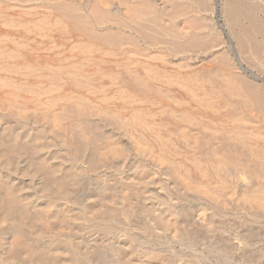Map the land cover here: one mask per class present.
<instances>
[{
    "label": "rangeland",
    "instance_id": "374dc122",
    "mask_svg": "<svg viewBox=\"0 0 264 264\" xmlns=\"http://www.w3.org/2000/svg\"><path fill=\"white\" fill-rule=\"evenodd\" d=\"M214 2H215V4H217L219 6H221V4H222V2L220 0H214ZM246 3L249 5H247ZM240 4L242 5L241 10L244 9L243 12H245V13H243L241 11L242 16L240 17V19H239L240 21H238V24L236 25V27H234L235 25L233 23L232 24L234 26L231 23H229V24H231L232 27L229 24H226L225 20L221 17V13L219 11L220 8L218 6H217L218 8H217L216 12L213 13L214 15L213 14L211 15V17H213L214 20L218 21L217 19H219L218 23L222 27H224L223 29L225 31H224V34H222V39L224 41L226 40L225 42L227 43L226 48H225L226 53H224V57H227V58H225V59H227V61L225 59H223V61L224 60L226 61L227 67L224 66V68L221 70V73L218 72L219 74L215 70H212L214 72V75L216 73L218 74V76L220 75V77H218V76L214 77V75L208 76L207 73L202 74L200 71L197 72V70H198L197 65L194 67V65L192 63L187 64L188 61H185L183 59H181L182 61H180V62H179V59L176 60V62H175V60H173L174 61L173 62L170 59H167L168 60L167 61L164 58L163 60H166L164 62V61H162V59L157 60L158 57L160 58V56H158V55H156L157 57L153 58L155 56L154 54L148 56L147 54H143V53L137 54L136 53L135 54L137 56L136 57L134 55V53L132 56V53L131 54L129 53V55H128V53H124L125 54L124 55L123 52L120 53L117 51H108V50H106V51H108V52H106L105 50H103V51L98 50V52H96L97 54L94 53L91 55H89V54L84 55L85 52L83 50H81V48L82 49L84 48V46H83L84 40L82 39V37H80L76 34L73 35L74 33L71 34L72 32L67 31V30H66L67 31V33H66L63 30L66 33L65 34L59 27H55L56 29L53 28L54 30L51 31V27L48 30L46 26L44 28L42 27V29H41V26H38L39 22H37V21H39V19L48 21L49 14H47V13L49 11L47 8H46L47 9L46 10L45 8H42L41 6L38 7L37 4H29L27 6L25 5V7H23L24 6L23 4H18V6H15L17 4H14V6H12V4H11V7H9L10 5H7V7L6 6L4 7V5H2V3H0V125H3V127H8L7 123L10 122L9 127H11L10 125H12V126L15 124L16 125H20V124L22 125L24 123L23 124L24 126L23 125L22 126L29 129L30 127H33V125L31 124L32 121L34 123H37L39 121L40 123H37V125L39 126V128H41L42 126H40V125H45L44 123L47 122L45 117H47V119L49 120L48 124L50 123L49 125H51V122L53 121L52 120L53 118H51L52 115H53V117L55 116L54 119L56 120L57 117L59 118V112H60V115L62 112V116H63V114H65L66 112H67L66 115H68L70 113L79 114L80 111L84 110L85 112H83V113L80 112L81 116H84L83 114H86L88 117H91V118H89V120L91 119L90 122H94V125H96V128L98 129L97 130L98 132L100 130L103 131L105 129L104 130L105 132L103 131V133H100L101 137L103 136L101 141H103V142L106 141L105 144L106 143H109V144L115 143V145H116V142L118 141L117 140L118 138L117 137H116L117 139L115 138L116 134H117L116 136H118V134H119V136H121V135L124 136L125 133H126L125 136L128 135L127 137L121 136L122 141L119 140L120 143L124 141L123 143L127 144V146H129L128 147L129 154H128V152L123 153L126 155L127 161L134 160L135 158L139 159L141 156L142 159L141 158L140 159L142 161L144 160V161H146L145 163L147 165L149 164V166L150 165L153 166V169L151 172V177L153 175V177L160 178V175H161L160 173L162 170L163 171L168 170V171L172 172V175H174V172H175L176 174L174 175V177L176 175L179 176L178 180H175V178L177 179V176L174 178V180L177 181L178 185L180 183L181 188H178V190H179L178 192H180V190L182 189L181 190L182 192L184 190L183 194H182V192H180L181 193L180 194L177 191H174L175 190L174 187H172L170 185H166V186L162 185V187L158 185L157 187H154L155 185L151 184L150 187L152 188V190H155V195L157 194V196L152 198L154 200L149 199L150 201H148V203L151 202L149 205L150 206L153 205L156 207L152 208V210H150V212H145V215L144 214L143 215L142 214L136 215V216H140V217L143 216L142 218H144V216L148 217L147 218L148 220L145 218V221H143L144 219L143 220H142V218L138 219V217L135 216L136 218L134 217V219H135V221H134L133 215H132L130 217V220H131L130 224L132 223V225L129 226V229L123 228V230L122 229L120 230V228H116L117 225H114L112 227L108 226L110 230H108V227H103V226H100V228H99L100 230L99 229L97 230L99 232V233H97L99 236H100V234L102 236L106 232V231H103V229L107 230V234L110 233L109 235L106 234L108 237L105 236V234H104L105 240L109 239L110 241H113L115 243H117V241H118L119 244L124 242L123 239H125V241L128 240V241H126L128 243V244L126 243L127 246L125 245V243H122V244H123L124 248H127V247H129V244H132L131 246H134L135 249L137 248L136 250L140 251V253H139V251H137L140 255V257L137 256L140 261L135 260V261L139 262L140 264H141V262L143 263V261H144V263L148 261L146 264H264V202L261 203V201H263L262 199H264V198H262V195L264 194V190H263L264 181H262L264 179V177H263L264 172L262 173L261 169L263 168V171H264V167H263L262 162H261L262 165L260 164V161H262L264 158V156H263L264 151L260 150V149H264V142H263L264 141V138H263L264 137V133H263L264 132V129H263L264 128V126H263L264 125V118L262 119V115L264 116V111H263L264 105L262 106V104H264V102L262 100V103L261 102L259 103V101H261L260 100L261 98L264 99L263 98L264 97V63H263L264 62V52L262 53L260 50V49H262L261 47L264 46V45H262V44H264V40H263L264 36H261V35L256 36L254 46L257 48L260 47L257 49V51L254 49V47H251L252 45L250 46L256 52L252 49H249L250 48L249 46L247 48H243L241 50L240 47H242V46L238 45V44H240V42H239L240 40L236 39L238 37L240 39V36H241L240 34H242V33H243V35L245 34V32H247V34L249 33V25L247 23L251 22V25H252V24H254L253 22H255V21L257 22V23L255 22L256 24H258V21H261V20H263V22H264V0H240ZM250 4H251V6H250ZM36 5H37V7H36ZM249 8H252V9H249ZM41 9L43 11L44 10L45 11L43 12ZM37 13H38V15H37ZM4 15H7V16L3 17ZM45 15H46V17H44ZM204 15L207 16V13ZM244 16H246L247 18L249 17V18L247 19ZM2 17H3V20H2ZM51 17L52 16H50V18ZM251 17L253 18V20ZM42 18H44V19H42ZM6 19H7V21H6ZM249 19H251V20H249ZM25 22H27V23H25ZM33 22H35V24H37V26H35V24ZM239 22H240V24L242 23L243 26H240ZM259 23H262V21ZM251 25H250V28H251ZM228 26L230 28H227ZM238 27H239V29L240 28H246L247 30L246 29L239 30ZM57 28L59 29V31L57 30ZM232 28H234V29L237 28V29H236V31H234V30H232ZM35 30L36 31L38 30L39 33L36 32ZM244 30H246V31H244ZM60 31L63 33V35ZM237 31H239V32H237ZM206 32L208 35L209 34L212 35V31L210 28L206 29ZM235 32L239 33V34H235V36H234L233 33H235ZM231 33L233 34L234 38L236 37L235 41H237V43H238L237 44L234 41L233 47L236 46V44H237L239 46V47L238 46L237 47L241 50V52H238L240 50H237L238 48L236 47L237 48L236 49L234 47L237 50V52H236L237 54H234V51L231 48L230 43L228 42L227 34H231ZM250 33H249L250 35H253L252 31H250ZM68 34L70 37L68 36ZM71 36H73V37H71ZM244 36H247V35L245 34ZM76 38H78V39H76ZM249 38L250 37L248 35L247 39H249ZM257 40L259 41L258 43H261V45L257 46L258 45L256 43ZM82 42H83V45H82ZM78 43H80V46ZM76 44H78V45H76ZM214 44H215V42H214ZM74 45H76V46H74ZM209 46H210V44H209ZM78 47H80V48H78ZM212 48L216 49L218 47H216V45H215V47L212 46ZM77 49H79V51H77ZM75 50H76V52H74ZM214 50H213V52H214ZM243 50L246 52V54H245V52L243 54ZM259 50H260V52H258ZM249 51H251V52H249ZM252 51H254V52H252ZM262 51H264V50L262 49ZM99 52H102V53H99ZM104 52H106V53H104ZM109 52H110V55L112 54L111 56H109ZM80 53H82V54H80ZM101 54L102 55L105 54V55L99 56ZM120 54H122V56ZM139 54L145 55L146 59H145V57H143V55L141 56ZM138 56H141L142 58H140ZM89 57L92 59L89 60ZM148 57L149 58L152 57L151 59L152 60L155 59L156 61L154 60L152 62L151 59L149 61ZM260 57H262V58H260ZM93 58H94V60H93ZM124 58H126L128 60L125 61L126 59L124 60ZM161 58H163V57H161ZM96 59L98 60V63H97ZM95 60H96L97 64L95 63ZM78 61H79V63H78ZM87 62L88 63L90 62L89 63L90 65L92 62L94 64L92 63L93 65L91 67ZM103 62H104V64H103ZM134 62H136V63H134ZM185 62H187V63H185ZM73 63L74 64L77 63V64H75V67H73L74 66ZM81 63H82V65H81ZM101 63H102V66H101ZM107 63H108V66H107ZM131 63L132 64L134 63V65H132ZM78 64L80 65V67L78 66ZM84 64L87 65L86 66L87 68L85 67ZM98 64H99V67L97 66ZM136 64H137V66H136ZM141 64H143V65H141ZM229 64H230V67H232L233 69L229 67ZM76 66L78 68H80L79 69L80 71L78 70V68ZM81 66L83 67V69H81ZM141 66H143V68H141ZM84 67H85V69H84ZM127 67H128V69H127ZM129 67H130V69H129ZM133 67H135V69ZM137 67H138V69H136ZM153 67H155V68L153 69ZM100 68H102L104 70H100ZM228 68L231 69V72L229 71L230 69L228 70ZM95 69H98L99 71H101V74L99 71H98V74L96 72L94 73ZM132 69H133V71H132ZM143 69H146L147 71H149L148 74H147V71L143 70ZM242 69L244 72H242ZM84 70H85V72H84ZM140 70L144 72L143 75L141 74ZM226 70H228V71H226ZM89 71H91V72H89ZM212 71L210 72L209 75H211V73L213 74ZM137 72H138V74H136ZM196 72L200 73V75H199L200 77L198 76L199 79L203 78V77H205V78L202 79V81H200L201 79L200 80H198V78L196 79V76L198 74L194 75L195 77L193 76V74ZM229 72L231 74L233 73V75L236 76V79L233 78L234 77L233 75H231V74L229 75ZM61 73H63L62 76H61ZM80 73H82L83 75H85V73H88V74H86V76H88L89 79H86L87 77L84 76V77H86L85 80H87V81H85L83 75ZM134 73L141 77L140 78V77L135 75L136 77L140 78V80H143L142 81V82H144L143 85L146 82V84H145L146 86L149 83V81H151L150 78H152V75L154 74L153 78H152V80H154V81H152L153 83L151 82L148 84V85H152V86H149V88L148 87L145 88V86H144L145 89L148 88L147 92L150 90V87H152L151 90L149 91L150 93H146L145 90H142L143 87L141 88L140 86H143V85H140V86L136 85V84H135L136 86L134 84L131 85V83H133V81L135 80V78L132 80ZM75 74L81 75L83 79L78 75H77L78 78L74 77V76H76ZM222 74H223V76L221 77ZM64 75H66V76H64ZM131 75H132V77H131ZM70 76H71V78H70ZM100 76H101V78H100ZM142 76L143 77L145 76L144 79ZM154 76L156 77L155 78L156 80L154 79ZM176 76L177 77L182 76V78H179V80H177L178 78ZM183 76H185V77H183ZM186 76H187V80H188V81L186 80V82H188V83L184 84L182 82H185L184 78H186ZM227 76H229V78ZM122 77H123V80L125 77H127V78H125L124 82H126L128 85L126 83L122 82L123 81ZM174 77H175V79H174ZM192 77H194V79ZM224 77L226 79L228 78L227 81L225 79V81L230 84V85H228V87L224 86V85H223L224 87H222L219 85L218 82H216L219 80L217 78H220V79L222 78L223 79L222 81H224ZM74 78H76L75 81H74ZM93 78L96 79L97 85L95 83V79H93ZM210 78H216L217 80L216 79L213 80ZM70 79H71V81H70ZM90 79L92 82H94V85L92 84L94 87L90 86L92 83L91 81H89ZM128 79H129V81H131L130 84H129ZM172 79H174V80L172 81ZM189 79H190L192 85L189 82ZM205 79H207V80H205ZM237 79H239V81H240V83H239V81L237 82L239 84H236ZM261 79H263V80H261ZM47 80H49L50 82ZM78 80L79 81L81 80V81L79 82ZM83 80L85 82L89 81V83H86V85H85ZM120 80H122L121 81L122 83L120 82ZM144 80H147V81H144ZM192 80H194V81L192 82ZM208 80H210V84H209V82L208 83L206 82ZM211 80H213V81L211 82ZM69 81L72 82L71 85L69 84L70 83ZM195 81H196V83H195ZM214 81L216 82V84H214ZM176 82L182 83L183 85H185V87L187 86L186 89H188V87L190 86L189 90L184 89L185 87H183L182 84L176 83ZM51 83L53 85H51ZM65 83L66 84L68 83V84L66 85ZM77 83H79V84L75 85ZM211 83L213 84V87H212ZM3 84H5L4 85L5 88L3 87ZM88 84H90V85H88ZM233 84H235V85H233ZM129 85H130V87H129ZM194 85H196L198 88H195ZM231 85H233V86L231 87ZM88 86H89V88H88ZM125 86H128L129 88H127ZM133 86H135L136 89L131 91L130 88L133 89ZM138 86L140 88L139 89L140 93L138 92L139 91ZM217 86H219V87H217ZM221 87H222V89H221ZM154 88L157 92L152 93L155 91ZM191 88H193V89H191ZM236 88H238L237 89L238 91L236 90L235 92L236 93L238 92V94L240 96H238V94H236V93L234 94V91H230V90H234ZM195 89H198V90H196V92L197 91H199V92L196 93L194 91ZM226 90H229V92L231 94L228 93ZM246 90H248L249 93L252 90H253V92L255 91L256 93H259V95L257 94L258 96H256V98H260V99H256V100H258V101H256L255 98H252V97H255V96H252V94L256 95L255 92L254 93L251 92V94H248V91H246ZM141 91L143 93H145L146 95L144 94L142 96L143 93H141ZM203 91H204V93H203ZM207 91L209 94L207 93ZM211 91H213V92L211 93ZM216 91H218V92H216ZM243 91H245V93ZM3 92L5 95L3 94ZM191 92H194V93H191ZM214 92H215V94H213ZM219 92L221 93V95ZM63 93H65V94H63ZM68 93L71 97L72 96L73 97L71 98L68 95ZM217 93H219V94H217ZM232 93H233V95H232ZM240 93L243 94V97H242V94H240ZM147 94H149V95H147ZM14 95H15V97H14ZM203 95L204 96L206 95V96L204 97ZM208 95L210 97L213 96V98H210V97L208 98ZM226 95L228 98L226 97ZM230 95H232V96H230ZM236 95H237V98H234V97H236ZM247 95L251 96V101ZM10 96L13 98H11ZM203 97L206 99H203ZM238 97H241V98H238ZM229 98H231V99H229ZM246 98L249 100H247ZM199 99H200V101H199ZM209 99H211V100H209ZM252 99H254L256 102L255 101L252 102ZM237 100H238L239 104L237 103ZM209 101H210V103H209ZM225 101H227V102H225ZM241 101L242 102L247 101L246 102L247 104L245 102H243L244 106L245 105L249 106L250 105L248 103V101H249V102H251V105H254V107L252 106L253 107L252 110L250 109L248 111L247 107H245L246 108L245 109L244 106L243 107L241 106V104H242ZM27 102L30 104H27ZM204 102L206 104L207 103L211 104V102H214L211 105L216 106V108H214V107L211 108L212 106L209 104L207 106H210V108L205 107L206 104L203 105ZM257 102L259 105L261 104V107H263V109L260 108L262 110H259V109L256 110L258 107H260V106H258ZM215 103H217L218 105H216ZM70 104H71L72 108L69 107ZM64 106H66V107H64ZM256 106H258V107L255 108ZM74 107H75V109H74ZM240 107H242V108H240ZM66 108H69V109H67L68 111H64ZM70 108L72 110L74 109V111L70 112L71 111ZM61 109H62V111H60ZM210 109H212V110H210ZM23 110L24 111L26 110L27 112L26 111L24 112ZM45 110H47V111H45ZM254 110L257 111V115H259V116L261 114L262 115L260 117H258V116L255 117L256 115H254V114L256 112ZM21 111H22V113H21ZM87 111H89L91 113L88 112L89 113L88 114ZM260 111H263V113H261ZM16 112H18V113H16ZM252 112H254V113L252 114ZM8 113H9V115H8ZM24 113H26V114H24ZM28 113H29V115H28ZM35 113H38L39 115L35 114ZM258 113H260V114H258ZM16 114H18V116ZM21 114L23 115V117ZM41 116H43V118ZM18 117H20V118H18ZM35 118L36 119L39 118V119L36 120ZM258 118H259V120H258ZM17 119H19V121ZM98 119L99 120L102 119L101 122ZM95 120L99 121L100 125L97 121L95 122ZM131 120H133V121H131ZM6 121H7V123H6ZM11 122H13V124ZM20 122H22V123H20ZM132 122H133V125L135 123L134 126L132 125L133 127L131 125H129ZM249 122H250V124H249ZM17 123H20V124H17ZM109 123H110V125H109ZM106 124L108 126H106ZM111 125H114L115 127L111 126ZM28 126H30V127H28ZM135 126H136V128H135ZM241 126L244 128L246 127V129L248 130V133L250 131L251 133L254 132L255 134L250 133L251 134L250 135L247 133V130H245V132L244 131L242 132L241 130H244V128H241ZM238 128H241V129L238 130ZM252 129H254L255 131ZM262 129H263V131H261ZM116 130H117V132H116ZM221 130L224 132V134H222L223 132ZM234 130H236V131L238 130L241 133L240 132L235 133ZM112 131L116 132V133L113 132L115 135H113ZM119 131H121V132H119ZM227 131H229V132H227ZM109 132L112 133V135H113L112 138H111L112 135ZM256 132H257V134H256ZM238 133H240V135L242 137H244V136L245 137L242 138L240 135H238ZM245 133H247V134H245ZM260 133H263V134H260ZM104 134H105V136H106V134L107 135L109 134L110 136L108 135L105 137ZM236 134H237V136H236ZM261 135H263V136H261ZM235 136L237 138L241 137L243 139V143H242L241 138L238 140H237V138L236 139L233 138ZM248 136L251 139L247 138ZM252 136H253V138H252ZM101 137H100V139H101ZM230 137H232L233 139ZM53 138H54V140H53ZM226 139H228V140H226ZM57 140L55 139V136L54 137L53 136L48 137V142L49 143L52 142V145H50L51 150L54 147L53 151H55L54 149H56V151L58 150L57 145H58L59 140H58V142H57ZM256 140H257V142L259 140V142L258 143L255 142ZM114 141H116V142H114ZM135 141L139 142V144L142 143V145H140L141 146L140 148L142 151L139 150L140 149V148H138L139 144H135L136 143ZM253 141L257 144L254 145L255 143ZM252 142L254 143L253 145L256 146V149L258 148L257 147L258 144H259L258 146L260 147L257 149L259 152L257 151L258 155H256V156H254L256 154V150L254 151L255 152L254 155L250 151V150L253 151L255 149L254 146L251 145ZM247 143L249 146H247ZM232 145H234V147ZM250 145L252 146V149H249V148H251ZM246 146L249 148H247ZM133 148H135V149H133ZM246 149L248 150V154L246 153L247 152ZM135 150H136V153H135ZM148 150L151 151V153H149ZM152 151L154 154L152 153ZM230 151H232V152H230ZM241 151H243V152H241ZM249 151L251 154L249 153ZM57 152H59V151H57ZM244 152L246 154H244ZM162 153H163L164 157L166 155H168L167 157L170 160H168L167 157L165 159L162 156ZM259 153L262 154V156ZM156 154L160 155L161 157L157 156L158 158L160 157L158 159L156 157ZM242 154L246 156V158L244 157L245 159L248 158L246 161L244 158H242L243 157ZM109 155H110V158L112 156H114V155H112V153H110ZM259 155L261 156V158L263 157L262 160H261V158H257V157H260ZM108 156H106V158H109ZM132 156L134 159L132 158ZM204 157L205 158L210 157V161H209V158H207L208 160L207 159L203 160ZM235 157H236V159H235ZM250 157H251V159L253 157V159H254L253 161L257 163V164L254 163L255 165L253 164L255 167H253V165L250 164L253 162L251 159H250V161H248ZM148 158H150V161ZM152 159H154V160H152ZM214 159H219V160L223 161V164H219L221 161L217 160V162H216ZM240 159L244 160L245 163L243 161H241ZM258 159L260 160L259 163H258ZM212 160H214V162ZM157 161H159V162L157 163ZM165 161L166 162L168 161V162L166 163ZM147 162H149V163H147ZM171 162H173V163H171ZM204 162H213V166L209 165L212 163L208 164V163H204ZM153 163H155V164H153ZM168 163L172 164L173 166L172 165L170 166V164H168ZM181 163H182V166H184V168L182 166H180ZM215 163H218V164H215ZM159 164H160V166H159ZM155 165H156V167H154ZM200 165L204 166L205 169H204V167H202L203 169H201ZM216 165H218L219 167L221 166L219 168V170H218V167ZM198 166H200V167H198ZM206 166H208V168H206ZM215 166H216V170L214 169ZM167 167H169V168L174 167V168L169 169ZM258 167L259 168L262 167V168L259 169ZM177 168H178V170H177ZM195 168H197V169H195ZM209 168L210 169L213 168V169L210 170ZM244 168H245V170H244ZM250 168H252L254 170V172L259 170V172H261L262 176L259 175L258 172H256L258 174L255 176H247L248 174H250V175L256 174V173H253V170ZM256 168H257V170H256ZM172 169H174V170L176 169V170L174 171ZM198 169H201V170H198ZM192 170H194V171L196 170L195 171L196 173ZM197 170H198V172H197ZM204 170H206L208 172L207 173L208 175H210L208 170H210L211 172L214 170L215 172H213V173L210 172L211 174H214L213 175L214 177L212 175H210L212 177H210V176L208 177V175L206 174V176L208 177V179L206 180L207 177H204L205 174L204 175L201 174V173L206 172ZM222 170H223V172H221ZM199 172L202 175V177L199 174ZM216 173H217V175H215ZM89 174L96 175V174L90 173V172H89ZM181 174H183V175H181ZM193 174L195 176H197V178L195 176H193ZM197 174H199L200 176ZM260 176L263 178V179H259L262 182H260L259 180H258L259 182H257L256 180ZM249 177H251V178H249ZM255 177L256 178L258 177V178L256 179ZM211 178H213V179L211 180ZM252 178L254 180H251ZM189 179H191L190 180L191 182L189 181ZM209 179H210V181H209ZM192 180H194V181L198 180V181H196L197 182L196 183V182H193ZM181 182H182V184H181ZM256 182H257V184H256ZM189 183H191V184H189ZM209 183L212 186L210 185V187H209ZM193 184H194V186H192ZM195 185L196 186L200 185L201 187L198 186L199 187L198 188ZM182 186H183V188H182ZM187 186H188L189 190H186ZM255 186L256 187L259 186V188L261 190L258 187L255 188ZM164 187H165V189H164ZM156 188H157V190L159 188V190H161V191L158 192L159 190L157 191ZM194 188H196V190L198 189V191L197 192L194 191ZM202 188L206 191L204 192ZM213 188L215 189V191ZM209 189H210V192L208 191ZM176 190H177V188H176ZM247 190H249L248 192H250L248 198H247L248 192H246ZM188 191H189V193L192 191V193L189 194ZM198 192H199V194H198ZM206 192H208L207 194L209 195V197L206 194ZM252 192H253V195H255L257 193L258 194L261 193L259 195L261 200L259 199L258 196L256 197V196L250 195ZM255 192H257V193H255ZM185 194H187V195H185ZM244 194H246L247 196ZM188 195H190V196H188ZM191 195L193 197H191ZM181 196H184V197L182 198ZM202 196H203V198H202ZM210 196H212L214 199ZM243 196H245V197L243 198ZM186 197H187V199H186ZM253 197L258 198L257 200H260V202L258 201V203H260V204H257L256 203L257 200ZM263 197H264V195H263ZM155 198H156V202H158L157 199H160V202H158L160 204L155 203ZM210 198H212V199H210ZM215 198H217L216 199L217 201L215 200ZM246 198H247V200L249 198H251L252 200L254 199V201H252V200H248V201L249 202L251 201L250 203L254 202L255 204L254 203L250 204L248 202L246 203L245 202ZM112 200L115 201V199H112ZM168 202L170 203V205H167V204H169ZM171 203H173V204H171ZM175 203H176V205H175ZM180 203L182 206L185 204L183 207L188 206L189 208L187 207V209H189L190 211L197 207L196 209H194V211H191V213L194 214L193 215L194 217L193 216H191V218L188 217V219H192V221L189 220V222L190 223L192 222V223L191 224L188 223L190 225L189 226L190 228L188 227V224H186V226L184 228H183V225L182 226L178 225L180 228L184 229V230H182L183 235L185 234L187 229H188L187 232H190L189 234H187L188 236L186 235L187 237L183 236L182 238L178 239V241L180 240L179 242H182V243H179L177 240H176V242L172 241L171 240L172 234H170L171 232L167 229H165L167 231H164V230L161 231L160 230L161 232L157 233V235L158 234L159 235L158 236L156 235V237H155V235H154L155 233L150 232V230L145 226V224H141V223H144L146 221L149 222L150 219L154 220V218H156V220H157L158 219V217H156L157 213L160 211L163 212V210H166L165 207L171 206L173 208V206L176 207L179 204L178 208H180L181 207ZM162 204H164V207ZM256 204L259 206H257ZM159 205H161V206H159ZM190 205L191 206L193 205L192 207H194V208H192ZM52 206L53 205H51L50 207L52 208ZM50 207L48 208V223L46 222L47 226H48V234H47L48 235V241L53 240L56 242L61 238L63 239L64 236H67V235L71 236L72 235V229H71L72 226L63 222L64 218H63V215L61 214V212L57 211L55 208L51 209ZM157 207H158V209H157ZM161 207L164 209H162ZM53 209H55V210H53ZM154 210L158 211V212H156V215H155ZM199 210L201 213L198 212ZM53 211H54V213H53ZM152 211H154V212L152 213ZM29 212H30V210H29ZM57 212L60 215L56 214ZM142 213H144V212H142ZM150 213H152V214H150ZM196 213L198 215H200V217H198V215ZM202 213L204 214V216ZM172 215L175 216L174 213H171L170 218L173 217ZM168 217H169V215H168ZM201 217H202V219H204V218L205 219L201 221ZM32 218H34V217L29 216V220L33 222L34 219L32 220ZM60 218H62L63 221ZM194 218H196V219H194ZM198 218L200 220H198ZM133 222H135L136 224ZM221 222L224 226L226 223V226L224 227L221 224ZM202 223H204V225L205 226L207 225V226L205 227ZM218 224H220L223 227L220 228V225H218ZM66 225H67V227H66ZM137 225H139V226H137ZM53 227H54V229H53ZM66 228H69L70 230H67ZM111 228H114L115 230H113ZM180 228H179L178 232H180ZM185 228H186V230H185ZM147 229H148V231H147ZM101 230L103 231L102 232L103 234L100 232ZM193 230H195L196 232ZM52 231L55 233H53ZM108 231H111V232H108ZM191 231H193V232L191 233ZM59 233H60V235L58 236ZM63 233L66 235H63ZM193 233H196V235H197L196 240L197 241L195 239H193L192 236H189L190 234L192 235ZM0 235H1V233H0ZM1 237H3V236L2 235L0 236V263L1 264H40L39 262H37L35 259L32 258V255L29 252H27V254H25L24 251H22L23 253L21 251L16 252L13 255V257L11 255H8L6 247L1 244ZM188 237H190V238H188ZM193 237H195L194 234H193ZM201 237H203V239ZM184 238H185V240L183 241L182 239H184ZM197 238H199V239H197ZM229 238H230V240H229ZM55 239H57V240H55ZM119 239H121L122 241L120 242ZM187 240H188V242H187ZM204 240H206V241H204ZM129 241L130 242L132 241V243H129ZM211 242H212V244H211ZM203 243H204V245H203ZM106 248H108L107 250L110 251L109 247H106ZM127 249L129 250V248H127ZM135 249H131V251L132 252L136 251ZM105 252H107V251H104L102 253V255L97 257L98 262L100 261L99 264H135V263L137 264V262L134 263V262H130L129 260H127V261L125 260L128 256H131V255L127 256V254H128L127 252H125L126 255H124V253L122 251L120 252V254L123 253V255L118 254L119 252H117V254L115 252L110 253V252H112V250L109 253H105ZM143 252L146 254H142ZM28 253L30 254V256L28 255ZM106 254H108V255H106ZM153 254H155L157 257L154 256ZM141 255L144 257H142ZM254 255H256V257ZM17 256L20 258H18ZM105 256H107L106 259H105ZM125 256H127V257L125 258ZM7 258L8 259L10 258V259L8 260ZM142 258H144V260ZM20 259H22V260L24 259V261H22ZM100 259L103 260L102 263H101ZM145 259L147 261H145ZM150 260H152V261L149 262ZM49 261L51 262L50 259H48V262ZM50 262L48 264H54V263H50ZM159 262H161V263H159Z\"/></svg>",
    "mask_w": 264,
    "mask_h": 264
},
{
    "label": "bare ground",
    "instance_id": "6f19581e",
    "mask_svg": "<svg viewBox=\"0 0 264 264\" xmlns=\"http://www.w3.org/2000/svg\"><path fill=\"white\" fill-rule=\"evenodd\" d=\"M222 2L221 6L215 4L214 0H0V3H2V5H4V7L7 5H10L9 7L14 6V4H17L15 6H18V4H23L25 7V5H29V4H37L38 7H42V8H47L48 12L47 14H49L48 16V21L45 20H41L39 19L38 26H41L44 28L45 26L47 27V29L49 30L51 27V31L54 30L53 28L55 27H59L62 31L64 30L66 33L67 31L72 32L71 34L73 35H78L80 37H82V39L84 40V45L82 42V45L84 46V48L81 50H83L86 54H94L96 52H98V50H108V51H117V52H123L124 53H133L134 55L137 53H143V54H147L148 56L150 55H155L153 58L157 57L156 55L160 56V58L158 57L157 60L162 59V61H166L167 59L170 60H178L179 62L182 61L181 59L188 61L185 62L187 64H193L194 67L197 65L198 66V71H200L202 74L203 73H207L208 76H212L214 75V72L212 70H215L217 73H221V70L224 68V66H226V61L227 57H224V53L225 52V48H226V40L224 41L222 39V34H224V27H222L218 22L219 19H217L218 21L214 20L213 17H211V15L213 13L216 12L217 8L219 7V11L221 13V17L225 20L226 24L229 23H233L232 25L234 27H236V25L238 24V21H240V17L242 16V12L244 11L241 10L242 9V5L240 4V0H220ZM248 3V2H247ZM246 3V4H247ZM252 4V3H251ZM250 4V6H251ZM36 5V7H37ZM249 5V4H247ZM31 6V5H30ZM218 6V7H217ZM253 6V5H252ZM29 7V6H28ZM255 8V7H254ZM7 9V8H6ZM14 9V8H13ZM46 9V10H47ZM252 9V8H249ZM39 10V9H38ZM42 10V9H41ZM262 10V9H261ZM5 11V10H4ZM8 11V10H7ZM43 11V10H42ZM45 11V10H44ZM43 11V12H44ZM242 11V12H241ZM256 11V10H255ZM6 12V11H5ZM40 13V12H39ZM46 13V12H45ZM44 13V14H45ZM207 13V16L204 14ZM245 13V12H243ZM262 13V12H261ZM247 14V13H246ZM245 14V15H246ZM249 14V13H248ZM36 15V14H35ZM38 15V13H37ZM214 15V14H213ZM250 15V14H249ZM7 15H4L3 17H5ZM50 16H52L50 18ZM2 17V20H3ZM36 17V16H35ZM46 17V15L44 16ZM246 17V16H244ZM32 18V17H31ZM218 18V17H217ZM247 18V17H246ZM249 18V17H248ZM247 18V19H248ZM252 18V17H251ZM258 18V17H257ZM44 19V18H42ZM34 20V19H33ZM41 20V21H40ZM47 20V19H46ZM246 20V19H245ZM251 20V19H249ZM253 20V18H252ZM7 21V19H6ZM36 21V20H35ZM221 21V20H220ZM262 23H259L261 22ZM258 21V24H256L255 22H253L254 24L251 25V22L247 23L249 25V33L250 31H252L253 35H250L249 33L247 34V32H245V34L251 38L247 39V36H244L243 33L240 34V39L239 37L236 38L238 40H240V44L237 43V41H235L236 39L233 37V34L235 36V34H239V33H231V34H227L228 36V42L231 45V48L234 51V54H237V50H242L243 48H247L248 46L250 47H254V49L257 51L258 48L260 47H255L254 43H255V39L257 35H261L264 36V22L263 20ZM30 22V21H29ZM27 23V22H25ZM31 23V22H30ZM35 24V22H33ZM231 24H229L231 26ZM240 24V22H239ZM242 24V23H241ZM240 26H243V24ZM48 25V26H47ZM55 25V26H54ZM251 25V28H250ZM35 26H37V24H35ZM33 27V26H32ZM232 27V26H231ZM38 28V27H37ZM40 28V27H39ZM210 28L212 31V35H208L206 32V29ZM227 28H230L229 26ZM248 28V27H247ZM56 29V28H55ZM237 29V28H236ZM236 29L232 28V30L236 31ZM239 29V27H238ZM241 29H246V28H240ZM251 29V30H250ZM44 30V29H43ZM57 30L59 31V29L57 28ZM67 30V31H66ZM247 30V29H246ZM244 30V31H246ZM36 31V30H35ZM63 31V32H64ZM233 31V32H234ZM38 32V30L36 31ZM42 32V31H41ZM40 32V33H41ZM57 32V31H56ZM61 32V31H60ZM64 32V33H65ZM239 32V31H237ZM39 33V32H38ZM54 33V32H53ZM62 33V32H61ZM60 33V34H61ZM65 33V34H66ZM229 33V32H228ZM63 35V33H62ZM226 35V34H225ZM69 36V34H68ZM237 36V35H236ZM239 36V35H238ZM70 37V36H69ZM73 37V36H71ZM75 37V36H74ZM77 37V36H76ZM260 37V36H259ZM79 38V37H78ZM76 38V39H78ZM75 39V38H74ZM264 40V39H263ZM262 40V41H263ZM236 42L238 45H241L242 47H240V49L238 48L239 46L236 44V46L233 47V42ZM215 42V44H214ZM259 41L257 40V46L261 45V43H258ZM261 42V41H260ZM80 46V43H78ZM76 44V45H78ZM210 44V46H209ZM74 45V46H76ZM81 45V46H82ZM208 45V46H207ZM218 47V48H212L213 47ZM264 45V44H262ZM82 46V47H83ZM249 48L254 50L253 48ZM264 47V46H263ZM261 47L263 50L264 48ZM80 48V47H78ZM215 49V50H214ZM261 52L263 53L264 51ZM74 50V49H73ZM80 50V51H81ZM97 50V51H96ZM214 50V52H213ZM238 51V52H241ZM254 50V51H255ZM260 50L258 52H260ZM77 51H79V49H77ZM106 51V52H108ZM252 51V52H254ZM255 51V52H256ZM73 52V51H72ZM76 52V50L74 51ZM104 52V53H106ZM116 52V53H117ZM244 50H243V54H244ZM251 52V51H249ZM78 53V52H77ZM102 53V52H99ZM98 53V54H99ZM112 53V52H111ZM248 53V52H247ZM79 54V53H78ZM82 54V53H80ZM97 54V53H96ZM142 54V55H143ZM246 54V52H245ZM249 54V53H248ZM105 55V54H104ZM104 55H99V56H104ZM108 55V54H107ZM112 55V54H111ZM110 52H109V56ZM116 55V54H115ZM122 56V54H120ZM119 55V56H120ZM125 55V54H124ZM141 55V54H139ZM141 55V56H142ZM146 55V56H147ZM239 55V54H238ZM237 55V56H238ZM82 56V55H81ZM136 56V55H135ZM141 56H138L140 58H142ZM113 57V56H112ZM118 57V56H117ZM129 57V56H128ZM137 57V56H136ZM143 57H145V55H143ZM163 57V58H161ZM224 57V58H223ZM239 57V56H238ZM149 58V57H148ZM152 57L149 58V61ZM166 60H163V59ZM262 58V57H260ZM75 59V58H74ZM87 59V58H86ZM92 59L89 57V60ZM126 58H124L125 60ZM146 59V57H145ZM223 59H225L223 61ZM231 59V58H230ZM237 59V58H236ZM239 59V58H238ZM259 59V58H258ZM94 60V58H93ZM97 60V59H96ZM95 60V63H96ZM128 59H126L125 61H127ZM152 60V59H151ZM155 59L152 60V62ZM240 60V59H239ZM81 61V60H80ZM87 61V60H86ZM156 61V60H155ZM168 61V60H167ZM94 62V61H93ZM92 62V63H93ZM158 62V61H157ZM160 62V61H159ZM174 62V61H173ZM231 62V61H230ZM263 62V61H262ZM79 63V61H78ZM85 63V62H84ZM88 63V62H87ZM90 63V62H89ZM88 63V64H89ZM91 63V67L92 64ZM98 63V60H97ZM96 63V64H97ZM100 63V62H99ZM124 63V62H123ZM126 63V62H125ZM136 63V62H134ZM134 63L132 65H134ZM183 63V62H182ZM241 63V62H240ZM264 63V62H263ZM74 64V63H73ZM77 64V63H75ZM75 64L73 67H75ZM86 64V63H85ZM84 64V65H85ZM95 64V65H96ZM104 64V62H103ZM129 64V63H128ZM138 64V63H137ZM136 64V66H137ZM140 64V63H139ZM225 64V65H224ZM82 65V63H81ZM83 65V66H84ZM88 65V66H89ZM112 65V64H111ZM117 65V64H116ZM143 65V64H141ZM258 65V64H257ZM69 66V65H68ZM78 66L80 67V65L78 64ZM87 65H85L86 67ZM99 67V64L97 65ZM102 66V63H101ZM108 66V63H107ZM125 66V65H124ZM128 66V65H127ZM77 67V66H76ZM84 67V69H85ZM95 67V66H94ZM227 67V66H226ZM230 67V64H229ZM255 67V66H254ZM70 68V67H69ZM78 68V67H77ZM87 68V67H86ZM103 68V67H102ZM100 68V70H104ZM135 69V67H133ZM141 68H143V66H141ZM146 68V67H145ZM148 68V67H147ZM155 67H153L154 69ZM232 68V67H230ZM228 68V70L230 69ZM257 68V67H256ZM72 69V68H71ZM80 68H78L79 70ZM81 69H83V67L81 66ZM89 69V68H88ZM124 69V68H123ZM128 69V67H127ZM130 69V67H129ZM138 69V67L136 68ZM152 69V70H153ZM227 69V68H226ZM233 69V68H232ZM238 69V68H237ZM241 69V68H240ZM244 69V68H243ZM242 69V72H244ZM248 69V68H247ZM97 70V71H96ZM126 70V69H125ZM146 70V69H143ZM225 70V69H224ZM226 70V71H228ZM74 71V70H73ZM80 71V70H79ZM98 69H95L94 73L96 72L98 74ZM133 71V69H132ZM136 71V70H135ZM147 71V70H146ZM213 72V74L210 72ZM231 72V69L229 70ZM85 72V70H84ZM88 72V71H87ZM91 72V71H89ZM93 72V71H92ZM101 74V71H99ZM103 72V71H102ZM139 72V71H138ZM138 72L136 74H138ZM141 74L143 75L144 72L141 71ZM143 72V73H142ZM149 71H147L148 74ZM194 73V75L198 74L196 76V79L198 78V80L202 81L203 78L199 79V75L200 73ZM229 72V75L231 74ZM259 72V71H258ZM69 73V72H68ZM67 73V74H68ZM93 73V74H94ZM153 73V72H152ZM216 73V74H217ZM218 73V74H219ZM226 73V72H225ZM63 73H61L62 76ZM82 74V73H80ZM85 73L84 76H86ZM104 74V73H103ZM107 74V73H106ZM135 73L133 74L134 76L136 75ZM140 74V73H139ZM150 74V73H149ZM201 74V75H202ZM214 75V77L218 76ZM228 74V73H227ZM53 75V74H52ZM74 75V74H73ZM76 75V74H75ZM78 75V74H77ZM74 76V77H77ZM119 75V74H118ZM117 75V76H118ZM152 75V74H151ZM154 75V74H153ZM152 75V78H153ZM158 75V74H157ZM156 75V76H157ZM191 75V74H190ZM233 75V73L231 74ZM243 75V74H242ZM45 76V75H44ZM66 76V75H64ZM82 78L81 75H78ZM115 76V75H114ZM116 76V77H117ZM132 78V80L135 78V80L133 81L132 84H136V85H143L144 82H142L143 80H140V78L138 77H134ZM192 76V75H191ZM199 76V77H198ZM223 76V74L221 75V77ZM236 79V76L233 75ZM87 77V78H86ZM84 77L86 79H89L88 76ZM119 77V76H118ZM132 77V75H131ZM143 77V76H142ZM145 77V76H144ZM143 77V79H144ZM147 77V76H146ZM150 77V76H149ZM164 77V76H163ZM168 77V76H167ZM177 77V76H176ZM185 77V76H183ZM195 77V76H194ZM194 77H192L194 79ZM220 77V75L218 76ZM229 78V76H227ZM232 77V76H231ZM246 77V76H245ZM71 78V76H70ZM78 78V77H77ZM101 78V76H100ZM109 78V77H108ZM127 78V77H125ZM125 78L123 80H120V82H124ZM137 78V79H136ZM152 78H150L151 81H149V83H151ZM156 77L154 76V79ZM158 78V77H157ZM162 78V77H161ZM169 78V77H168ZM179 80V78L181 77H177ZM191 78V79H192ZM228 78L226 79L224 77V81H222L223 79L221 78H217L219 79L218 81H216V78H210V79H216L215 81L219 83L220 86L224 87L230 85L229 83H227L226 81L228 80ZM55 79V78H54ZM76 78H74L75 81ZM80 79V78H79ZM83 79V78H82ZM95 79V78H93ZM92 79V80H93ZM114 79V78H113ZM117 79V78H116ZM121 79V78H120ZM130 79V78H129ZM128 79V81H129ZM147 79V78H146ZM149 79V78H148ZM175 79V77H174ZM172 79V81L174 80ZM195 79V80H196ZM226 79V81H225ZM51 80V79H50ZM53 80V79H52ZM83 80V81H84ZM109 80V79H108ZM131 80V79H130ZM131 80V81H132ZM156 80V79H155ZM185 82L182 83H188L186 82L187 80V76L186 78H184ZM207 80V79H205ZM211 80V82L213 81ZM230 80V79H229ZM233 80V79H232ZM263 80V79H261ZM49 81V80H47ZM59 81V80H58ZM57 81V82H58ZM71 81V79H70ZM69 81V82H70ZM79 81V80H78ZM81 81V80H80ZM79 81V82H80ZM87 81V80H85ZM89 81H91V79ZM129 81V84L130 82ZM147 81V80H144ZM181 81V80H180ZM188 81V80H187ZM194 80H192L193 82ZM204 81V80H203ZM214 81V84H216V82ZM239 81V79H237L236 84ZM50 82V81H49ZM61 82V81H60ZM68 82V83H69ZM92 82V81H91ZM100 82V81H99ZM121 82V83H122ZM189 82L191 83L190 79ZM207 83L209 82L210 84V80L206 81ZM227 84H226V83ZM230 82V81H229ZM234 82V81H233ZM64 83V82H63ZM62 83V84H63ZM67 83V84H68ZM72 82H70L69 84L71 85ZM83 83V84H84ZM95 83L97 85L96 79H95ZM102 83V82H101ZM126 83V82H124ZM148 83V84H149ZM153 83V82H152ZM176 83H180V82H176ZM180 83V84H182ZM196 83V81H195ZM194 83V84H195ZM66 84V83H65ZM66 84V85H67ZM79 83L75 84L78 85ZM94 82L88 85L94 87ZM99 84V83H98ZM127 84V83H126ZM125 84V85H126ZM146 84V82H145ZM143 85L140 86L142 88V90H145L146 93H150L149 91L151 90L152 87H150V90L147 92V89L149 88V86L152 85ZM212 84V83H211ZM5 84H3L4 87ZM51 85H53L51 83ZM57 85V84H56ZM64 85V84H63ZM100 85V84H99ZM128 85V84H127ZM135 85V86H136ZM183 85V84H182ZM192 85V83H191ZM224 85V86H223ZM235 85V84H233ZM231 85V87L233 86ZM135 86H133V89L130 88V90H134L136 89ZM138 86V90L140 89ZM148 87L147 89L144 88ZM195 88H198L196 85H194ZM59 87V86H58ZM66 87V86H65ZM68 87V86H67ZM75 87V86H74ZM77 87V86H76ZM85 87V86H84ZM127 88L128 86H125ZM154 87V86H153ZM183 87H185V85H183ZM187 87V86H186ZM186 87L184 89H186ZM213 87V84H212ZM211 87V88H212ZM219 87V86H217ZM216 87V88H217ZM221 87V89H222ZM257 87V86H256ZM5 88V87H4ZM89 88V86H88ZM91 88V87H90ZM190 86L188 87L189 90ZM215 88V89H216ZM235 88V87H234ZM244 88V87H243ZM242 88V89H243ZM76 89V88H75ZM193 89V88H191ZM218 89V88H217ZM228 89V88H227ZM231 89V88H230ZM229 89V90H230ZM238 88L234 89V90H230V91H234V94L236 93L235 91ZM240 89V88H239ZM245 89V88H244ZM18 90V89H17ZM70 90V89H69ZM68 90V91H69ZM74 90V89H73ZM137 90V91H138ZM155 90V88H154ZM195 89L194 91L196 92ZM213 90V89H212ZM224 90V89H223ZM229 90H226L228 93ZM66 91V90H65ZM238 91V90H237ZM248 91V90H246ZM67 92V91H66ZM73 92V91H72ZM136 92V91H135ZM140 93V90L138 91ZM152 92V91H151ZM157 92L156 90L152 93ZM199 92V91H197ZM196 92V93H197ZM210 92V91H209ZM213 91H211L212 93ZM218 92V91H216ZM223 92V91H222ZM242 92V91H241ZM245 93V91H243ZM253 92V90L251 91ZM251 92L248 94H251ZM255 92V91H254ZM253 92V93H254ZM9 93V92H8ZM78 93V92H77ZM131 93V92H130ZM141 93H143L141 91ZM151 93V94H152ZM194 93V92H191ZM204 93V91H203ZM208 93V91H207ZM210 93V94H211ZM220 93V92H219ZM217 93V94H219ZM225 93V92H224ZM227 93V94H228ZM2 94V93H1ZM4 94V92H3ZM65 94V93H63ZM134 94V93H133ZM145 93L142 94V96ZM209 94V93H208ZM215 94V92L213 93ZM212 94V95H213ZM223 94V93H222ZM231 94V93H230ZM238 94V92L236 93ZM242 94V93H240ZM255 98L256 99H260V98H256V96L259 95V93H256ZM258 94V95H257ZM5 95V94H4ZM10 95V94H9ZM12 95V94H11ZM61 95V94H60ZM67 95V94H66ZM69 95V93H68ZM76 95V94H75ZM146 95V94H145ZM149 95V94H147ZM211 95V96H212ZM221 95V93H220ZM225 95V94H224ZM229 95V94H228ZM233 95V93H232ZM230 95V96H232ZM70 96V95H69ZM81 96V95H80ZM138 96V95H137ZM204 96V95H203ZM206 96V95H205ZM204 96V97H205ZM214 96V95H213ZM210 97L208 95V98H213ZM229 96V97H230ZM238 96H240L238 94ZM248 98L251 101V96L247 95ZM7 97V96H6ZM11 97V96H10ZM15 97V95H14ZM62 97V96H61ZM66 97V96H65ZM71 97V96H70ZM69 97V98H70ZM73 97V96H72ZM71 97V98H72ZM141 97V96H140ZM203 99H206L204 98ZM227 97V95H226ZM243 97V94H242ZM13 98V97H11ZM228 98V97H227ZM237 98V95L236 97ZM241 98V97H238ZM245 98V97H244ZM264 98V97H263ZM27 99V98H26ZM201 99V98H200ZM199 99V101H200ZM225 99V98H224ZM231 99V98H229ZM247 99V98H246ZM245 99V100H246ZM247 99V100H249ZM208 100V99H207ZM211 100V99H209ZM234 100V99H233ZM236 100V99H235ZM242 100V99H241ZM254 99H252V102L255 101ZM261 101H259V103H262V100L264 102V99H260ZM28 101V100H27ZM32 101V100H31ZM30 101V102H31ZM214 101V100H213ZM258 101V100H256ZM255 101V102H256ZM227 102V101H225ZM242 102V101H241ZM243 102H247V101H243ZM243 102L241 104V106L243 107ZM210 103V101H209ZM209 103H203V105L206 104L205 107L210 108V106H207ZM214 102H211V104H213ZM233 103V102H232ZM231 103V104H232ZM238 103V100H237ZM236 103V104H237ZM244 103V104H245ZM248 103L251 105V102L248 101ZM27 104H30L27 102ZM72 104V103H71ZM71 107L72 108V106ZM209 104V105H211ZM216 105H218L217 103H215ZM220 104V103H219ZM225 104V103H224ZM228 104V103H227ZM230 104V105H231ZM239 104V103H238ZM247 104V103H246ZM253 104V103H252ZM258 104V102H257ZM67 105V104H66ZM73 105V104H72ZM202 105V106H203ZM226 105V104H225ZM249 105V106H250ZM264 104H262L263 106ZM67 106V107H68ZM76 106V105H75ZM212 106V105H211ZM232 106V105H231ZM238 106V105H237ZM240 106V105H239ZM248 105L244 106L248 108V111L254 107V105H251L249 107ZM253 106V107H252ZM260 106V107H258ZM258 106H256L255 108H257L256 110H262L263 107H261V104ZM23 107V106H22ZM27 107V106H26ZM66 107V106H64ZM80 107V106H79ZM216 108V106H212L211 108ZM228 107V106H227ZM240 107V108H242ZM61 108V107H60ZM70 108V112H73L74 109L72 110ZM78 108V107H77ZM76 108V109H77ZM220 108V107H219ZM218 108V109H219ZM262 108V109H260ZM26 109V108H25ZM66 108L64 111H68ZM87 109V108H86ZM246 109V108H245ZM57 110V109H56ZM59 110V109H58ZM81 110V109H80ZM83 110V109H82ZM90 110V109H89ZM212 110V109H210ZM24 111V110H23ZM26 111V110H25ZM24 111V112H25ZM47 111V110H45ZM62 111V109L60 110ZM79 111V110H78ZM247 111V110H246ZM255 111V110H254ZM264 111V110H263ZM263 111H260L261 113H263ZM14 112V111H13ZM12 112V113H13ZM27 112V111H26ZM56 112V111H55ZM59 112V111H58ZM81 113L85 112L80 111ZM79 112V114H73L70 113L68 115L63 114L62 116V112L60 115L59 112V118L57 117V119L55 120L53 115L51 118H53L51 125L48 124L49 120L46 118L47 122H43L45 125H40L42 126L41 128H39V126L37 125V123H40L39 121L37 123H34L32 121V125L33 127L25 128L23 127L24 123L21 125H10L11 127H9V123H7L8 127H3V125H0V233L3 237H1V244L3 246L6 247L7 249V253L8 255H11L13 257V255L16 252H22L24 251L25 254H27V252H29L32 255V258L35 259L37 262H39L40 264H48V259L51 260L50 263H54V264H99L98 262V256L102 255V253L104 251H107L105 253H109L111 250L112 252L110 253H116L119 252L118 254H120V252L122 251L125 254V252H127V256L131 255V256H125V260H129L130 262H137L135 260H139V258L137 256L140 257L139 250H136L134 248V246H131L132 244H129V250L127 248H124L122 243H125L126 245V240H124V242L122 243H115L113 241H110L109 239L105 240L104 239V234L105 236L109 235L110 233L107 234V230L103 229V231H106L104 234L102 233L103 231L101 230L100 232L103 234L100 236L97 234L99 233L97 230L100 228V226L103 227H112L114 225H117L116 228H120V230L123 228H127L129 229V226L132 225V223L130 224L131 220L130 217L133 215V219L136 215H145V212H150V210H152V208H155L156 206H150L148 203V201L154 200L152 198H154L155 196H157V194L155 195V190H152V188L150 187L151 184L155 185L154 187H157L158 185L162 187L166 186V185H170L172 187H174V191H179L178 188H181V185L179 183H177L178 180V175L177 179L174 177V175L176 174L174 172V175H172V172L166 170V171H161V175L160 178L158 177H151V172L153 169V166H149V164L147 165L145 162L146 161H142V157L140 156V158L138 159H134L133 156L132 158L134 160L131 161H127L126 159V155L123 153L128 152L129 154V149L127 146V144H124L123 142L120 143L119 140H121V136H116L114 132L112 131L113 135H115V138L119 141H114L115 143L109 144L101 141L102 137L100 135V133H103V131H97L98 129L96 128V125H94V122H90L89 118L86 114H83L84 116H81V113ZM89 111H87L88 113ZM256 113L254 115H256L255 117H260L259 115H257V111H255ZM11 113V112H10ZM18 113V112H16ZM22 113V111H21ZM40 113V112H39ZM43 113V112H42ZM52 113V112H51ZM57 113V112H56ZM64 113V112H63ZM75 113V112H74ZM91 113V112H89ZM88 113V114H89ZM240 113V112H239ZM254 112H252L253 114ZM7 114V113H6ZM20 114V113H19ZM26 114V113H24ZM38 114V113H35ZM44 114V113H43ZM55 114V113H54ZM246 114V113H245ZM251 114V115H252ZM260 114V113H258ZM5 115V114H4ZM3 115V116H4ZM9 115V113H8ZM15 115V114H14ZM13 115V116H14ZM18 116V114H16ZM22 115V114H21ZM20 115V116H21ZM29 115V113H28ZM39 115V114H38ZM37 115V116H38ZM50 115V116H51ZM86 115V116H85ZM35 116V115H34ZM139 116V115H138ZM23 117V115H22ZM39 117V116H38ZM43 118V116H41ZM94 117V116H93ZM17 118V117H16ZM20 118V117H18ZM26 118V117H25ZM37 118V117H36ZM35 118V119H36ZM40 118V117H39ZM38 118V119H39ZM264 118V116L262 115V119ZM36 119V120H38ZM103 119V118H102ZM101 119V120H102ZM136 119V118H135ZM261 119V118H260ZM9 120V119H8ZM19 121V119H17ZM24 120V119H23ZM27 120V119H26ZM32 120V119H31ZM99 120V119H98ZM101 120H99L101 122ZM141 120V119H140ZM259 120V118H258ZM15 121V120H14ZM17 121V122H18ZM29 121V120H28ZM97 120H95L96 122ZM97 121L100 125V122ZM133 121V120H131ZM5 122V121H4ZM141 122V121H140ZM5 123V124H6ZM13 124V122H11ZM34 123V124H33ZM97 123V124H98ZM104 123V122H103ZM106 123V122H105ZM244 123V122H243ZM248 123V122H247ZM246 123V124H247ZM263 123V122H262ZM102 124V123H101ZM250 124V122H249ZM98 125V126H99ZM110 125V123H109ZM129 125H133V122L130 123ZM135 125V123H134ZM133 125V126H134ZM26 126V125H25ZM106 126H108L106 124ZM114 126V125H111ZM132 126V127H133ZM264 126V125H263ZM115 127V126H114ZM104 128V127H103ZM102 128V129H103ZM106 128V127H105ZM136 128V126H135ZM241 128H244L241 126ZM241 128H238L241 129ZM109 129V128H108ZM132 129V128H131ZM134 129V128H133ZM251 129V128H250ZM264 129V128H263ZM263 129L261 131H263ZM110 130V129H109ZM235 131V133L240 132V131ZM246 127L244 128V130H241L242 132H245ZM254 130V129H252ZM111 131V130H110ZM127 131V130H126ZM222 131V130H221ZM226 131V130H225ZM230 131V130H229ZM227 131V132H229ZM233 131V130H232ZM255 131V130H254ZM257 131V130H256ZM260 131V130H259ZM260 131V132H261ZM105 132V131H104ZM121 132V131H119ZM124 132V131H123ZM128 132V131H127ZM223 132V131H222ZM108 133V132H107ZM111 133V132H109ZM111 133V135H112ZM241 133V132H240ZM240 133H238V135H240ZM248 133V130H247ZM245 133V134H247ZM251 132L249 131L248 134H250ZM254 133V132H252ZM251 133V134H252ZM264 133V132H263ZM260 133V134H263ZM124 134V133H123ZM224 134V132L222 133ZM227 134V133H226ZM229 134V133H228ZM243 134V133H242ZM250 134V135H251ZM255 134V133H254ZM257 134V132H256ZM259 134V133H258ZM103 135V134H102ZM109 135V134H108ZM106 134V136H108ZM113 135L111 136V138L113 137ZM126 135V133L124 134V136ZM230 135V134H229ZM49 136H55V139L58 142L57 148L59 152L56 151V149H54L55 151H53V148L51 150V146L52 142H48V137ZM105 136V134H104ZM105 136V137H106ZM110 136V135H109ZM122 136V137H124ZM128 136V135H127ZM125 136V137H127ZM237 136V134H236ZM233 137V138H237V137ZM241 136V135H240ZM256 136V135H255ZM263 136V135H261ZM101 137V139H100ZM242 137V136H241ZM240 137V138H241ZM245 137V136H244ZM242 137V138H244ZM259 137V136H258ZM108 138V137H107ZM110 138V137H109ZM114 138V139H115ZM120 138V139H119ZM129 138V137H128ZM132 138V137H131ZM232 138V137H230ZM232 138V139H233ZM240 138H237L240 139ZM242 143H243V139ZM247 138H250L249 136ZM253 138V136H252ZM264 138V137H263ZM229 139V138H228ZM226 139V140H228ZM251 139V138H250ZM260 139V138H259ZM50 140V139H49ZM54 140V138H53ZM111 140V139H110ZM126 140V139H125ZM128 140V139H127ZM130 140V139H129ZM240 140V141H241ZM247 140V139H246ZM253 140V139H252ZM122 141V140H121ZM235 141V140H234ZM263 141V140H262ZM127 142V141H126ZM136 142V141H135ZM229 142V141H228ZM254 142V141H253ZM251 145H253L255 142H257V140ZM259 142V140H258ZM257 142V143H258ZM264 142V141H263ZM257 143H255L254 145H256ZM57 144V143H56ZM55 144V145H56ZM135 144H139V142H136ZM134 144V145H135ZM233 144V143H232ZM130 145V144H129ZM142 145L139 144L140 148ZM231 145V144H230ZM235 145V144H234ZM234 145H232L234 147ZM250 145L251 148L247 147L249 146L247 143V148L252 149V146ZM253 145V146H254ZM259 145V144H258ZM257 145L258 148H260ZM133 146V145H132ZM237 146V145H236ZM56 147V146H55ZM136 147V146H135ZM165 147V146H164ZM132 148V147H131ZM137 148V149H138ZM143 148V147H142ZM255 148V149H254ZM254 150H250L253 155H254V151L256 150V155L257 154V149L256 146H254ZM262 148V147H261ZM135 149V148H133ZM144 149V148H143ZM235 149V148H234ZM241 149V148H240ZM243 149V148H242ZM141 150V148L139 149ZM147 150V149H146ZM152 150V149H151ZM162 150V149H161ZM236 150V149H235ZM247 150V149H246ZM245 150V151H246ZM263 150L264 149H260ZM142 151V150H141ZM149 151V150H148ZM147 151V152H148ZM163 151V150H162ZM249 151V153H250ZM159 152V151H158ZM157 152V153H158ZM165 152V151H164ZM232 152V151H230ZM243 152V151H241ZM259 152V151H258ZM261 152V151H260ZM112 153V156L110 158L109 154ZM132 153V152H131ZM130 153V154H131ZM136 153V150H135ZM141 153V152H140ZM149 153H151V151H149ZM153 153V151H152ZM161 153V152H160ZM159 153V154H160ZM239 153V152H238ZM248 154V150L246 152ZM244 152V154H246ZM264 153V152H263ZM142 154V153H141ZM145 154V153H144ZM147 154V153H146ZM154 154V153H153ZM251 154V153H250ZM260 154V153H259ZM109 155V156H108ZM125 155V156H124ZM137 155V154H136ZM148 155V154H147ZM151 155V154H150ZM149 155V156H150ZM166 155V154H165ZM243 155V154H242ZM241 155V156H242ZM262 156V154H260ZM259 155V156H260ZM106 156H108L109 158H106ZM160 156L158 154H156V157ZM163 156V153H162ZM168 155H166L164 158L166 159ZM253 156V157H254ZM257 157V158H261ZM264 156V155H263ZM153 157V156H152ZM161 157V156H160ZM159 157V158H160ZM170 157V156H169ZM211 157V156H210ZM210 157L209 161H210ZM246 158L245 155H243L242 158ZM251 159V157L249 158L248 161H250V159L253 161L254 159ZM146 158V157H145ZM158 158V157H157ZM156 158V159H157ZM158 158V159H159ZM168 158V157H167ZM204 157L203 160L207 159ZM212 158V157H211ZM233 158V157H232ZM241 158V157H240ZM244 158V159H245ZM263 158V157H262ZM261 158V160H262ZM107 159V160H106ZM150 161V158H148ZM213 159V158H212ZM236 159V157H235ZM248 159V158H247ZM245 159V161L247 160ZM154 160V159H152ZM151 160V161H152ZM168 160H170L168 158ZM175 160V159H174ZM208 160V159H207ZM216 162L219 159H214ZM214 160H212L214 162ZM241 161L244 162V160L240 159ZM161 161V160H160ZM221 161V160H219ZM218 161V162H219ZM259 159H258V163H259ZM159 161H157L158 163ZM166 162V161H165ZM168 162V161H167ZM166 162V163H167ZM213 162H204V163H212L209 164L210 166H213ZM222 162V163H221ZM219 164H223V161H221ZM234 162V161H233ZM242 162V163H243ZM263 164L264 167V158L262 161H260V164ZM149 163V162H147ZM151 163V162H150ZM173 163V162H171ZM180 163V162H179ZM241 163V164H242ZM245 163V162H244ZM257 164L256 162H252L250 164ZM152 164V163H151ZM155 164V163H153ZM170 164V163H168ZM218 164V163H215ZM249 164V165H250ZM254 164V165H255ZM259 164V165H260ZM261 164V165H262ZM157 165V164H156ZM156 165L154 167H156ZM167 165V164H166ZM172 164H170L171 166ZM176 165V164H175ZM179 165V164H178ZM199 165V164H198ZM207 165V164H206ZM253 165V167H255ZM160 166V164H159ZM158 166V167H159ZM164 166V165H163ZM173 166V165H172ZM180 166H182V163L180 164ZM201 166V165H200ZM198 166V167H200ZM219 167L218 165H216ZM216 166H215V170H216ZM245 166V165H244ZM243 166V167H244ZM184 168V166H182ZM197 167V168H198ZM201 166V169H203ZM251 167V166H250ZM260 167V166H259ZM258 167V168H259ZM161 168V167H160ZM169 168V167H167ZM170 168H174V167H170ZM169 168V169H170ZM176 168V167H175ZM180 168V167H179ZM195 168V169H197ZM206 168H208V166H206ZM212 168V169H213ZM224 168V167H223ZM222 168V169H223ZM262 168V167H261ZM259 168V169H261ZM198 169V170H201ZM205 169V167H204ZM210 169V168H209ZM210 169V170H212ZM225 169V168H224ZM247 169V168H246ZM252 169V168H250ZM159 170V169H158ZM161 170V169H160ZM174 170V169H172ZM171 170V171H172ZM176 170V169H175ZM174 170V171H175ZM178 170V168H177ZM180 170V169H179ZM185 170V169H184ZM191 170V169H190ZM189 170V171H190ZM197 170V172H198ZM209 171L210 175H214L211 174L213 172H215L214 170L211 172ZM245 170V168H244ZM253 170V169H252ZM251 170V171H252ZM257 170V168H256ZM262 173L263 168L261 169ZM260 170V171H261ZM186 171V170H185ZM188 171V172H189ZM194 171V170H192ZM191 171V172H192ZM196 171V170H195ZM194 171V172H195ZM206 171V170H204ZM90 173H94L96 175L93 174H89ZM180 172V171H179ZM190 172V173H191ZM211 172V173H210ZM223 172V170L221 171ZM220 172V173H221ZM258 172L259 175H261V172L255 171L253 170V173ZM184 173V172H183ZM189 173V174H190ZM196 173V172H195ZM194 173V174H195ZM208 172L206 171L205 173H201L202 175H204V177H207L206 174ZM253 174L250 175L248 174L247 176H255L257 175ZM154 174V173H153ZM179 174V173H178ZM187 174V173H186ZM193 174V176H195ZM200 174V172H199ZM197 174V175H199ZM200 174V175H201ZM245 174V173H244ZM247 174V173H246ZM155 175V174H154ZM183 175V174H181ZM199 175V176H200ZM201 175V177H202ZM208 175V174H207ZM208 175V177L210 176ZM217 175V173L215 174ZM258 175V176H259ZM157 176V175H156ZM192 176V175H191ZM190 176V177H191ZM210 176V177H212ZM262 176V175H261ZM260 176V177H261ZM183 177V176H182ZM197 178V176H195ZM208 177L206 178V180L208 179ZM214 177V176H213ZM256 178L255 180L257 182H259V179H263L261 178ZM264 177V174H263ZM175 178V180H174ZM192 178V177H191ZM251 178V177H249ZM184 179V178H183ZM188 179V178H187ZM213 178H211L212 180ZM182 180V179H181ZM180 180V181H181ZM191 179H189L190 181ZM200 180V179H199ZM251 180H254L253 178ZM259 180V181H258ZM188 181V182H189ZM193 182H196L194 180H192ZM210 181V179H209ZM264 181V179L262 180ZM260 181V182H262ZM191 182V181H190ZM252 182V181H251ZM256 182V184H257ZM197 183V182H196ZM199 183V182H198ZM208 183V182H207ZM206 183V184H207ZM182 184V182H181ZM185 184V183H184ZM183 184V185H184ZM191 184V183H189ZM204 185V184H203ZM208 185V184H207ZM210 183H209V187H210ZM260 185V184H259ZM263 185V184H262ZM194 186V184L192 185ZM196 186V185H195ZM200 185H197L196 187H198ZM212 186V185H211ZM214 186V185H213ZM261 186V185H260ZM171 187V188H172ZM191 187V186H190ZM201 187V186H200ZM253 187V186H252ZM259 188V186H257ZM255 186V188H257ZM177 188V190H176ZM183 188V186H182ZM199 188V187H198ZM205 188V187H204ZM216 188V187H215ZM263 188V187H262ZM162 189V188H161ZM165 189V187H164ZM201 189V188H200ZM203 189V188H202ZM206 189V188H205ZM208 189V188H207ZM214 189V188H213ZM217 189V188H216ZM247 189V188H246ZM250 189V188H249ZM254 189V188H253ZM260 189V188H259ZM157 190V188H156ZM159 190V188H158ZM157 190V191H158ZM182 190V189H181ZM180 190V192H182ZM189 190L188 186L187 189ZM191 190V189H190ZM193 190V189H192ZM218 190V189H217ZM261 190V189H260ZM264 190V188H263ZM161 190H159L158 192H160ZM194 191H198V189L196 190V188H194ZM201 191V190H200ZM203 191L205 192L206 190L203 189ZM202 191V192H203ZM210 192V189L208 190ZM215 191V189H214ZM213 191V192H214ZM249 190H247L246 192H248ZM178 192V193H180ZM217 192V191H216ZM262 192V191H261ZM163 193V192H162ZM177 193V194H178ZM184 193V190L182 192V194ZM186 193V192H185ZM189 193V191H188ZM187 193V194H188ZM192 191L189 193L191 194ZM208 192H206L207 194ZM249 193L248 192V196L249 197ZM257 193V192H255ZM254 193V194H255ZM159 194V193H158ZM181 194V193H180ZM185 194V195H187ZM194 194V193H193ZM192 194V195H193ZM199 194V192H198ZM197 194V195H198ZM212 194V193H211ZM217 194V193H216ZM221 194V193H220ZM258 194V193H257ZM255 194L253 195V192L250 194L252 196H258L261 194L259 193L258 195ZM160 195V194H159ZM184 195V196H185ZM191 195V197H193ZM202 195V194H201ZM208 195V194H207ZM206 195V196H207ZM214 195V194H213ZM264 195V194H263ZM262 195V198H264ZM169 196V195H168ZM173 196V195H172ZM184 196H181L182 198ZM190 196V195H188ZM196 196V195H195ZM199 196V195H198ZM204 196V195H203ZM202 196V198H203ZM219 196V195H218ZM217 196V197H218ZM228 196V195H227ZM209 197V195H208ZM212 197V196H210ZM223 197V196H222ZM245 196H243L244 198ZM158 198V197H157ZM176 198V197H175ZM200 198V197H199ZM206 198V197H205ZM213 198V197H212ZM210 198V199H212ZM247 198L245 199V202L250 203L248 200H252L251 198H249L247 200ZM255 198V197H253ZM112 199H115L112 200ZM187 199V197H186ZM198 199V198H197ZM214 199V198H213ZM217 198H215L216 200ZM256 200L258 198H255ZM260 199V197H259ZM158 202H160V199H157ZM178 200V199H177ZM189 200V199H188ZM255 200V201H256ZM261 200V199H260ZM260 200H257L256 203H258V201L260 202ZM264 202V199H262ZM162 201V200H161ZM183 201V200H182ZM187 201V200H186ZM214 201V200H213ZM217 201V200H216ZM244 201V200H243ZM254 201V199L252 200ZM156 202V198H155V203ZM154 203V204H155ZM164 203V202H163ZM169 203V202H168ZM212 203V202H211ZM254 202L250 203L253 204ZM160 204V203H158ZM173 204V203H171ZM189 204V203H188ZM187 204V205H188ZM220 204V203H219ZM223 204V203H222ZM255 204V203H254ZM256 204V205H257ZM52 208H55L57 211L61 212V214L63 215L64 221L62 220V218H60L64 223L71 225V229H72V235L69 236H64L63 239H59L58 241H53V240H49L48 241V208L51 206ZM164 207V204H162ZM166 205V204H165ZM167 205H170L167 204ZM166 205V206H167ZM176 205V203H175ZM179 205V204H178ZM178 205L176 206L178 208ZM181 205V203H180ZM185 205V204H184ZM183 205V206H184ZM161 206V205H159ZM181 205L180 208H176L173 206V208L171 206L165 207L166 210H163V212H158L155 211V215L156 212L157 215L156 217H158V219L156 220V218H154V220L150 219L149 222H144L141 224H145V226L150 230V232L155 233V237L157 235L158 232H161L162 230L167 231L169 230L171 235V240L178 241V239L182 238L183 236H186L187 234H189L190 232H185V234L183 235L182 228H180L179 226L183 225V228L186 226V224L190 223V221H192V219H188L191 218V216H193L194 214L191 213V211H194V208L191 211L189 209H187L188 206L183 207ZM259 206V205H257ZM262 206V205H261ZM51 208V207H50ZM51 208V209H52ZM162 208V207H161ZM175 208V209H174ZM189 208V207H188ZM199 208V207H198ZM53 209V210H55ZM158 209V207H157ZM164 209V208H162ZM30 210V212H29ZM152 211V213L154 212ZM167 213H165V212ZM203 211V210H202ZM144 212V213H142ZM197 212V211H196ZM199 213L200 210L198 211ZM54 213V211H53ZM150 213V214H152ZM169 213V214H168ZM171 213H174L175 216L171 217ZM204 213V212H203ZM202 213V214H203ZM58 214V212L56 213ZM147 214V213H146ZM197 214V213H196ZM207 214V213H206ZM234 214V213H233ZM60 215V214H58ZM154 215V216H155ZM169 215V217H168ZM198 215V214H197ZM196 215V216H197ZM29 216H32L34 218H32V220L34 219V221H30L29 220ZM148 216V215H147ZM178 216V217H177ZM195 216V217H196ZM204 216V214H203ZM206 216V215H205ZM50 217V216H49ZM138 217V219L142 218L140 216H136ZM135 217V218H136ZM194 217V216H193ZM198 217H200V215H198ZM59 218V217H58ZM145 218L147 219L148 217L142 218L143 221H145ZM151 218V217H150ZM31 219V218H30ZM196 219V218H194ZM193 219V220H194ZM205 219V218H204ZM201 217V221L204 220ZM215 219V218H214ZM52 220V219H51ZM137 220V219H136ZM148 220V219H147ZM198 220H200L198 218ZM207 220V219H206ZM229 220V219H228ZM242 220V219H241ZM133 221V220H132ZM135 221V219H134ZM140 221V220H139ZM138 221V222H139ZM188 221V222H187ZM47 222V223H46ZM199 222V221H198ZM225 222V221H224ZM223 222V223H224ZM135 223V222H133ZM140 223V222H139ZM192 223V222H191ZM190 223V224H191ZM219 223V222H218ZM245 223V222H244ZM136 224V223H135ZM134 224V225H135ZM138 224V223H137ZM204 225V223H202ZM201 224V225H202ZM222 224V222H221ZM238 224V223H237ZM140 225V224H139ZM137 225V226H139ZM179 225V226H178ZM213 225V224H212ZM220 225V224H218ZM223 225V224H222ZM190 225L188 224V227ZM205 226V225H204ZM207 226V225H206ZM205 226V227H206ZM224 226V225H223ZM220 225V228L223 227ZM226 226V223H225ZM224 226V227H225ZM63 227V226H62ZM67 227V225H66ZM70 227V226H69ZM145 227V228H146ZM202 227V226H201ZM59 228V227H58ZM61 228V227H60ZM144 228V227H143ZM142 228V229H143ZM180 228V232L179 231ZM190 228V227H189ZM204 228V227H203ZM253 228V227H252ZM54 229V227H53ZM67 230H70L69 228H66ZM113 230H115L114 228H111ZM147 229V231H148ZM167 229V230H165ZM205 229V228H204ZM235 229V228H234ZM100 230V229H99ZM108 230L109 227H108ZM119 230V229H118ZM146 230V229H145ZM161 230V231H160ZM186 230V228H185ZM201 230V229H200ZM97 231V232H96ZM144 231V230H143ZM190 231V230H189ZM195 231V230H193ZM191 231V233L193 232ZM207 231V230H206ZM51 232V231H50ZM53 232V231H52ZM67 232V231H66ZM111 232V231H108ZM196 232V231H195ZM55 233V232H53ZM62 233V232H61ZM168 233V234H169ZM51 234V233H50ZM107 234V235H106ZM139 234V233H138ZM148 234V233H147ZM152 234V233H151ZM150 234V235H151ZM161 234V233H160ZM165 234V233H164ZM193 234L195 235V237H193ZM192 235L190 234L189 236H192L193 239L196 240V233H193ZM203 234V233H202ZM206 234V233H205ZM232 234V233H231ZM240 234V233H239ZM244 234V233H243ZM259 234V233H258ZM0 235V236H1ZM60 235V233L58 234V236ZM63 235H66L63 233ZM159 235V234H158ZM157 235V236H158ZM162 235V234H161ZM236 235V234H235ZM170 236V235H169ZM188 236V235H187ZM186 236V237H187ZM200 236V235H199ZM258 236V235H257ZM108 237V236H107ZM106 237V238H107ZM162 237V236H161ZM214 237V236H213ZM238 237V236H237ZM256 237V236H255ZM130 238V237H129ZM128 238V239H129ZM190 238V237H188ZM203 239V237H201ZM240 238V237H239ZM53 239V238H52ZM134 239V238H133ZM199 239V238H197ZM57 240V239H55ZM120 242L122 241L121 239H119ZM132 240V239H131ZM183 241L185 240L182 239ZM181 240V241H182ZM189 240V239H188ZM187 240V242H188ZM192 240V239H191ZM230 240V238H229ZM107 241V242H106ZM115 241V240H114ZM180 241V240H179ZM178 241V242H179ZM194 241V240H193ZM197 241V240H196ZM199 241V240H198ZM206 241V240H204ZM190 242V241H189ZM220 242V241H219ZM129 243H132V241ZM182 243V242H179ZM178 243V244H179ZM201 243V242H200ZM206 243V242H205ZM218 243V242H217ZM128 244V243H127ZM172 244V243H171ZM174 244V243H173ZM212 244V242H211ZM199 245V244H198ZM204 245V243H203ZM206 245V244H205ZM208 245V244H207ZM218 245V244H217ZM127 246V245H126ZM201 246V245H200ZM209 246V245H208ZM109 247L110 251L107 250ZM132 247V248H131ZM154 247V246H153ZM152 247V248H153ZM135 249L136 251H131V249ZM207 248V247H206ZM173 249V248H172ZM103 251V252H102ZM109 251V252H108ZM129 251V252H128ZM131 251V252H130ZM139 251V253L137 252ZM153 251V250H152ZM162 251V250H161ZM173 252V251H172ZM23 253V252H22ZM28 253V255L30 256V254ZM101 253V254H100ZM104 253V254H105ZM120 254V255H123ZM155 253V252H154ZM160 253V252H159ZM229 253V252H228ZM142 254H146V253H142ZM156 254V253H155ZM155 254H153L154 256H156ZM108 255V254H106ZM110 255V254H109ZM19 256V255H18ZM17 256V257H18ZM142 256V255H141ZM147 256V255H146ZM145 256V257H146ZM159 256V255H158ZM256 257V255H254ZM8 257V256H7ZM10 257V256H9ZM11 257V258H12ZM49 257V258H48ZM104 257V256H103ZM102 257V258H103ZM118 257V256H117ZM144 257V256H142ZM157 257V256H156ZM164 257V256H163ZM20 258V257H18ZM22 258V257H21ZM28 258V257H27ZM31 258V257H30ZM107 258V256H105V259ZM138 258V259H137ZM8 259V258H7ZM10 259V258H9ZM8 259V260H9ZM14 259V258H13ZM144 260V258H142ZM141 259V260H142ZM148 259V258H147ZM156 259V258H155ZM169 259V258H168ZM171 259V258H170ZM22 260V259H20ZM101 260V259H100ZM120 260V259H119ZM18 261V260H17ZM24 261V259L22 260ZM128 261V262H129ZM140 261V260H139ZM145 261H147L145 259ZM152 260H150L149 262H151ZM103 262V260H101V263ZM106 262V261H105ZM121 262V261H120ZM148 262V261H147ZM147 262L143 263L141 262V264H146ZM167 262V261H166ZM175 262V261H174ZM35 263V262H34ZM107 263V262H106ZM127 263V262H126ZM139 262H137L138 264ZM158 263V262H157ZM161 263V262H159ZM1 264V263H0ZM136 264V263H135ZM140 264V263H139Z\"/></svg>",
    "mask_w": 264,
    "mask_h": 264
}]
</instances>
